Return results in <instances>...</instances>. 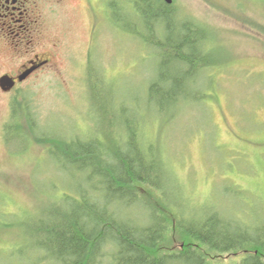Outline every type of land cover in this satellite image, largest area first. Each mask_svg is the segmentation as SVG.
<instances>
[{
    "label": "rangeland",
    "instance_id": "1",
    "mask_svg": "<svg viewBox=\"0 0 264 264\" xmlns=\"http://www.w3.org/2000/svg\"><path fill=\"white\" fill-rule=\"evenodd\" d=\"M169 5L176 20L204 27L200 37L213 58L199 80L203 98L185 96L159 109L150 105L147 88L160 55L147 42L154 35L133 3L40 0L45 18L40 45L57 52L58 69L39 71L36 85L23 88L21 101L9 105L13 94L0 95V264H57L37 247L33 226L51 208L68 205V196L78 197L80 188L102 184L95 175L89 178L92 169L79 170L53 156L55 146L43 140L67 144L96 137L100 148L111 151L119 144L111 123L135 114L143 146L150 152V144L173 189L166 198L178 218L218 212L244 224L264 219V0ZM115 206L124 207L135 224L147 221L140 207ZM166 218L173 220L169 213ZM181 240L170 227L167 245L179 248ZM218 254L210 252L208 260L232 264L244 258ZM101 261L111 264L109 258Z\"/></svg>",
    "mask_w": 264,
    "mask_h": 264
},
{
    "label": "trees",
    "instance_id": "2",
    "mask_svg": "<svg viewBox=\"0 0 264 264\" xmlns=\"http://www.w3.org/2000/svg\"><path fill=\"white\" fill-rule=\"evenodd\" d=\"M127 1L146 21L154 39H145L160 55L156 77L147 88L150 105L167 109L185 96L203 98L199 80L213 58L200 37L204 27L177 21L164 0ZM30 126L34 130L31 121ZM111 126L118 128L119 138L111 151L100 148L96 137L67 144L56 138L43 140L55 146L53 156L64 163L79 170L92 169L89 178L95 175L102 183L94 190L106 192L97 196L94 190L80 188L78 197L68 196L72 200L68 205L51 208L47 218L33 226V234L40 238L37 247L46 249L57 264H102L101 258H109L111 264H212L208 258L213 251L230 256L244 253V258L232 264H264V219L244 224L218 212L200 219L178 218L166 198L171 188L163 179L161 163L150 144V152L143 146L140 115ZM116 203L142 208L147 221L135 224ZM167 213L173 220L166 218ZM170 227L182 238L179 248L167 245Z\"/></svg>",
    "mask_w": 264,
    "mask_h": 264
},
{
    "label": "flooded vegetation",
    "instance_id": "3",
    "mask_svg": "<svg viewBox=\"0 0 264 264\" xmlns=\"http://www.w3.org/2000/svg\"><path fill=\"white\" fill-rule=\"evenodd\" d=\"M39 3L0 0V95L13 94L9 105L22 100L25 86L36 85L34 76L39 71L58 69L57 52L40 45L45 18Z\"/></svg>",
    "mask_w": 264,
    "mask_h": 264
},
{
    "label": "water",
    "instance_id": "4",
    "mask_svg": "<svg viewBox=\"0 0 264 264\" xmlns=\"http://www.w3.org/2000/svg\"><path fill=\"white\" fill-rule=\"evenodd\" d=\"M165 2H167L168 4L172 3L173 0H164Z\"/></svg>",
    "mask_w": 264,
    "mask_h": 264
}]
</instances>
